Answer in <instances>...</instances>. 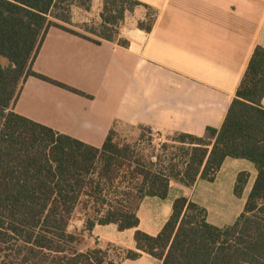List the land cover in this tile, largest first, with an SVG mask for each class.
I'll use <instances>...</instances> for the list:
<instances>
[{
	"label": "trees",
	"instance_id": "trees-1",
	"mask_svg": "<svg viewBox=\"0 0 264 264\" xmlns=\"http://www.w3.org/2000/svg\"><path fill=\"white\" fill-rule=\"evenodd\" d=\"M92 0H0V264H122L146 254L161 264H264V48L248 62L219 130L203 138L175 133L169 143L149 152L116 137V124L100 148L24 118L13 109L28 77L72 93L87 95L39 75L32 65L49 28L94 44L128 43L119 38L125 15L147 10L138 28L150 32L156 12L137 0H102L100 23L71 24V8L85 12ZM61 23V24H60ZM137 129L152 130L139 126ZM226 159L250 162L256 176L236 221L216 227L207 211L185 196L172 202L160 232L140 230L137 212L145 198H167L170 182L186 188L197 180L214 182ZM237 174L233 195L240 198L249 182ZM85 219L86 236L68 231L75 210ZM135 230L137 251L111 244L80 246L96 226Z\"/></svg>",
	"mask_w": 264,
	"mask_h": 264
},
{
	"label": "crops",
	"instance_id": "crops-1",
	"mask_svg": "<svg viewBox=\"0 0 264 264\" xmlns=\"http://www.w3.org/2000/svg\"><path fill=\"white\" fill-rule=\"evenodd\" d=\"M137 1L152 8L156 18L146 32L137 25L146 21L147 10L138 7L127 13L119 28V38L127 47L107 41L97 45L49 28L32 70L88 97L28 77L14 113L96 148L115 124L116 128L143 126L159 134L199 138L207 136V128L219 130L254 49L264 48V0ZM101 6L102 0H92L88 12L75 9L86 15L91 12V16L95 10L97 25ZM72 8L71 24H60L88 36L76 28L86 21H75ZM244 171L251 178L252 169ZM201 181L191 188L170 182L164 200L169 198L172 208L175 198L190 199L186 189L193 190ZM145 199L137 212L138 230L156 236L163 226L155 227L149 221L143 224L141 215H148L143 210ZM170 214L166 212L168 217ZM113 226L93 229L97 246L111 244L137 251L134 240L116 238ZM101 228L106 234L98 233ZM123 232H131L133 238L135 230ZM143 259L161 264L146 254L135 261Z\"/></svg>",
	"mask_w": 264,
	"mask_h": 264
},
{
	"label": "rangeland",
	"instance_id": "rangeland-1",
	"mask_svg": "<svg viewBox=\"0 0 264 264\" xmlns=\"http://www.w3.org/2000/svg\"><path fill=\"white\" fill-rule=\"evenodd\" d=\"M74 8V9H73ZM74 10L73 18L75 21H86L83 24L75 25L76 28L81 30V32L85 33L84 30L80 29L79 26L87 24L89 27L95 24L94 19L96 18L95 10L94 14L91 16V12L89 14H84L83 12H77ZM86 34V33H85ZM91 37V35L87 34ZM7 61L0 57V65L5 66ZM116 137L121 141H126L133 143L140 137V147L142 149H147L149 152L158 151L160 146L163 143H169L172 135H164L155 133L153 131L149 132L147 129H136L128 126H117ZM247 168L252 169V176L245 187V190L240 198H237L233 195V188L236 182L237 174L244 171ZM254 175L256 176V171L253 168V165L245 160H234L227 159L223 164L221 170L217 173L216 179L214 182L209 183L206 181L199 182L193 190L186 189L187 196L190 198L189 200L202 206L207 211V221L209 224L214 225L216 227H225L233 224L238 216L241 214L247 196L250 192L251 186L254 181ZM173 193H177L176 188L173 186ZM171 193V195L173 194ZM170 195V197H171ZM145 212H148L146 218L141 215V218L144 222L148 221L155 227H162L167 221L165 218H169L166 215V212L171 211V202L168 198L167 200H159L155 198H147L145 199L144 209ZM83 213L80 209L74 211L71 216L68 231L75 235H83L86 236L83 231L84 224ZM115 229L113 234L117 236L116 238L124 241H133L132 236H130L131 232H123L120 233ZM106 229H99L98 233L106 234ZM99 242L94 237L87 238L85 242L80 246L81 249L85 250L91 247H98ZM102 248L106 247V244L101 245ZM153 262L152 260H150ZM124 264H150L148 259L138 260V261H129Z\"/></svg>",
	"mask_w": 264,
	"mask_h": 264
}]
</instances>
